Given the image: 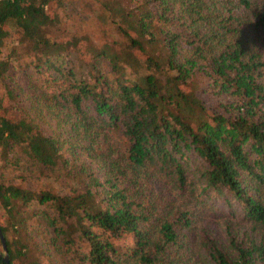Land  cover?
Wrapping results in <instances>:
<instances>
[{
  "label": "trees",
  "instance_id": "obj_1",
  "mask_svg": "<svg viewBox=\"0 0 264 264\" xmlns=\"http://www.w3.org/2000/svg\"><path fill=\"white\" fill-rule=\"evenodd\" d=\"M63 3L0 0V264H264V0Z\"/></svg>",
  "mask_w": 264,
  "mask_h": 264
},
{
  "label": "rangeland",
  "instance_id": "obj_2",
  "mask_svg": "<svg viewBox=\"0 0 264 264\" xmlns=\"http://www.w3.org/2000/svg\"><path fill=\"white\" fill-rule=\"evenodd\" d=\"M85 0H64L63 5L60 8H53L51 12L61 21L62 25H82L83 13L81 11V3ZM33 64V60L26 57H20L16 62V67H24L26 63ZM3 85L0 83V97L3 95ZM219 206L228 211V207L224 202H219ZM134 234L126 233L122 238L115 241V246L123 251H129L134 247Z\"/></svg>",
  "mask_w": 264,
  "mask_h": 264
},
{
  "label": "water",
  "instance_id": "obj_3",
  "mask_svg": "<svg viewBox=\"0 0 264 264\" xmlns=\"http://www.w3.org/2000/svg\"><path fill=\"white\" fill-rule=\"evenodd\" d=\"M3 247H4V244H3ZM2 256V255H1ZM2 260L5 264H9V261H8V256H7V253L5 252L4 255L2 256Z\"/></svg>",
  "mask_w": 264,
  "mask_h": 264
}]
</instances>
